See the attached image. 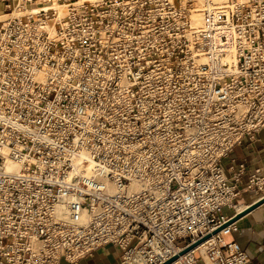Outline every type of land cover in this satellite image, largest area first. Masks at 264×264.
I'll return each instance as SVG.
<instances>
[{
  "label": "built area",
  "instance_id": "1",
  "mask_svg": "<svg viewBox=\"0 0 264 264\" xmlns=\"http://www.w3.org/2000/svg\"><path fill=\"white\" fill-rule=\"evenodd\" d=\"M0 4V264H254L213 232L264 197L223 165L264 128V0Z\"/></svg>",
  "mask_w": 264,
  "mask_h": 264
},
{
  "label": "crops",
  "instance_id": "2",
  "mask_svg": "<svg viewBox=\"0 0 264 264\" xmlns=\"http://www.w3.org/2000/svg\"><path fill=\"white\" fill-rule=\"evenodd\" d=\"M0 12L3 11L0 10ZM241 163L246 165L244 183H247L249 176L256 168H261L264 172V128L254 138H244L242 143L236 145L233 151L223 159V165L229 175H232ZM255 199L253 193L246 191L240 202L245 207L251 205ZM226 212L231 214L229 209ZM235 223L237 229L227 236L228 239L239 242L249 252L252 263L264 264V203L240 216ZM122 255L119 245L109 243L77 263L63 260L61 264H122Z\"/></svg>",
  "mask_w": 264,
  "mask_h": 264
},
{
  "label": "bare ground",
  "instance_id": "3",
  "mask_svg": "<svg viewBox=\"0 0 264 264\" xmlns=\"http://www.w3.org/2000/svg\"><path fill=\"white\" fill-rule=\"evenodd\" d=\"M214 1L217 2V3H219V4H226V3H230L231 2V0H214ZM0 10H2V9L0 8ZM9 16L10 15H7L4 11L3 12H0V18H1L0 20H3V19H5V18H7ZM201 19H202V17L200 15H195L194 16V20L196 22H200ZM7 167H8L9 170H13L14 171V170H18L21 167V164L18 163V162H15V161H10L8 163ZM111 187L113 189V186H111ZM58 212L61 215H66V213H67V207H66V205L60 204L58 206ZM88 219H89V214L86 211H84V213L82 215L81 222L82 223H85V222L88 221Z\"/></svg>",
  "mask_w": 264,
  "mask_h": 264
},
{
  "label": "water",
  "instance_id": "4",
  "mask_svg": "<svg viewBox=\"0 0 264 264\" xmlns=\"http://www.w3.org/2000/svg\"><path fill=\"white\" fill-rule=\"evenodd\" d=\"M264 203V197L256 202H254L253 204L249 205L246 209H244L242 212L238 213L235 217H233L231 220H229L228 222H226L225 224H223L222 226H220L219 228H217L216 230H214V233H217L218 231L222 230L224 227H226L227 225H229L230 223L235 222L240 216L244 215L245 213L249 212L250 210L254 209L255 207L261 205ZM211 236V234L197 240L195 243H193L192 245L188 246L187 248H185L180 254H183L193 248H195L196 246H198L199 244H201L203 241H205L207 238H209ZM179 254V255H180ZM178 257V255H176L175 257H173L172 259H170L169 261L165 262L164 264H170L172 263L174 260H176Z\"/></svg>",
  "mask_w": 264,
  "mask_h": 264
},
{
  "label": "rangeland",
  "instance_id": "5",
  "mask_svg": "<svg viewBox=\"0 0 264 264\" xmlns=\"http://www.w3.org/2000/svg\"><path fill=\"white\" fill-rule=\"evenodd\" d=\"M1 19V18H0Z\"/></svg>",
  "mask_w": 264,
  "mask_h": 264
}]
</instances>
